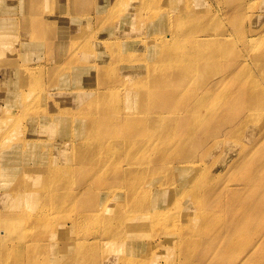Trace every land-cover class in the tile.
Masks as SVG:
<instances>
[{
    "label": "bare ground",
    "instance_id": "1",
    "mask_svg": "<svg viewBox=\"0 0 264 264\" xmlns=\"http://www.w3.org/2000/svg\"><path fill=\"white\" fill-rule=\"evenodd\" d=\"M159 1L165 0H97L95 26L84 18L91 13L84 0L77 3L82 17L71 15L70 10L66 13L68 8L65 7L51 20H47V15V19L40 18L34 11L18 14L14 9L1 11L0 8V28L5 22L10 26L32 24L39 29L40 36L50 40L51 45L45 53L47 59L42 65L48 64L46 69L53 76L51 92L44 99L50 101L53 109L44 116L39 114L40 109L30 107V94H27L34 85L31 74L36 73V67L41 64L19 69L22 75L27 73L31 77L28 90L25 88L27 79L20 87L4 88L6 98L19 99L20 104L23 101L16 114L7 111L8 103L4 106L0 90L1 136L10 138L5 143L8 145L0 148V170L7 172V177L23 172L12 188L0 193V264H93L100 260L101 264H148L149 257L150 264H162L161 258L178 257L181 261L189 258L184 253L186 247H190L185 245L189 240L177 244V234L171 225L185 220L190 229L199 222L195 221L197 217H204L203 209L197 210L193 200L179 201L197 191L206 179L207 168L199 171L185 189L176 193L165 191L175 184L180 170L187 167L184 162H191L196 154L203 158L208 147L209 153H212L211 148H220L223 137H241L243 126L255 118L251 100L259 93L243 91L246 72L238 69L233 76V94L226 93L228 114L215 127L219 130L205 133L196 142V148L187 146L191 149L182 154L177 149L181 137L195 130L194 121L183 115L199 107L197 98L200 95L216 94L210 92L228 81L231 73L216 78L210 86L201 84L193 106L175 112L171 100L190 103L195 95L186 94L182 87H169L164 80L193 81L196 74L209 76L222 53L215 45L210 48L206 45L211 37L204 26L210 15L187 16L183 11L174 10L169 0L162 4L163 8L167 7L163 12L162 5H157ZM121 7L124 8L121 14L113 17L111 11ZM171 10L177 13L172 12V16L178 23L168 29V32L173 30L169 35L161 15H170ZM240 14L242 17H235L237 20L250 19L253 25L249 34H241V41L248 48L263 34L259 29L264 25V11L261 15H248L250 17ZM138 22L142 24L138 26ZM182 24H187L186 30L200 34L199 38L186 40L181 35ZM236 25L240 26V22ZM217 33L230 37L228 28L218 29ZM0 42L5 44L0 45V54L18 56L12 45L17 41L5 42L0 38ZM66 44L72 48L65 49ZM174 49L177 54L172 52ZM37 52L44 55L43 49ZM163 59L168 60L167 64ZM173 64L177 67H168ZM257 67L264 70V64H257ZM118 74L122 78L115 80L113 77ZM92 76H98V84L106 79L103 83L107 85L103 90L84 92ZM135 78V85L129 86L127 82ZM86 80L88 84L84 85ZM148 86L153 87V93L145 92ZM43 121L47 124L43 125ZM15 123V130L19 132L22 128L24 132L17 141L13 139L16 135L11 136ZM27 155L29 158L23 161ZM146 155L154 156L152 161L147 160L148 163L158 160L159 165L143 167L137 158ZM162 167L168 169L167 174L172 172L165 181L156 176ZM145 174L150 175L146 177ZM260 176L251 174L243 180L244 187L220 191L227 207L234 211L242 209L245 222L250 219V209L264 206V177ZM258 177L257 182L263 185L262 194L246 196L245 189ZM214 192L213 188L205 192L210 198L209 204L214 203L211 200ZM257 199L260 200L253 207ZM45 203L50 204L44 207ZM78 203L83 204L82 209L72 217H54L67 206ZM249 204L252 207L246 214ZM231 216L235 221L241 217ZM87 223L98 225L94 233L83 230L82 226ZM4 224L10 227L3 232ZM236 229H227L233 234L231 238L228 237L230 232L225 236L219 231L223 237L220 242L210 238L204 243L205 253L190 254V257L209 264H228L226 260L239 257L245 250L238 244ZM145 231L152 232L147 242L142 237ZM41 236L45 237L44 241H36ZM182 236L191 237L190 234ZM169 244L180 252L170 254ZM64 249L71 251L64 254ZM250 249L252 252L239 262L237 257L235 264H256L257 261L264 264V255L257 251L258 247L253 244ZM14 250H19L21 256L13 257Z\"/></svg>",
    "mask_w": 264,
    "mask_h": 264
},
{
    "label": "rangeland",
    "instance_id": "2",
    "mask_svg": "<svg viewBox=\"0 0 264 264\" xmlns=\"http://www.w3.org/2000/svg\"><path fill=\"white\" fill-rule=\"evenodd\" d=\"M71 1V2H70ZM77 1V2H76ZM165 0L163 3L159 1L157 5H162L166 3ZM85 6L91 9V13L87 14L84 18L91 22L93 26H95L97 21V0H90L86 3L84 0ZM171 5L173 3L174 10L183 11L187 16L190 14H199L200 16H204L205 14L210 15L205 20L204 29L210 31V41L207 42V46L210 48L211 45H215V48L220 49V53H222L221 58H217V64L213 65L214 72L208 75H195L193 81H177L172 78H166L164 80L165 84L169 87H182L186 94L195 95L190 103H182L178 102L176 99L171 100L173 103V109L175 112H181L183 109L192 107L197 95L198 90L201 84L206 83L208 86L214 83V80L218 77L227 76L228 81H223L222 84L213 88L210 93L216 94H207L206 96L200 95L197 100L199 101V107L193 111L192 113L186 112L183 116H186L190 121H194L195 130L191 132L185 133L181 137V141L177 146V149L182 152V154L188 152L187 146L196 148V142L200 137H202L207 132H215L218 131L217 125H219L222 121L226 119L227 113V98L226 93L230 92L233 94L234 91V82L233 76H235L238 69H244L245 75L243 80V91L245 93L257 94L256 98L253 96L251 103V109L254 112V119L251 123H247L243 126L244 131L241 133V137H233V138H225L223 137V143L220 148L212 149V153H209L210 148L208 147V152L206 155L201 158L199 155H195L191 158V162H184V165L187 167H183L179 174L178 179L175 181L170 189L165 191V193L173 192L176 193L177 190H183L187 187V185L192 182L198 175L199 171H202L204 168H207L206 179L197 189V191L193 194H187L185 197L180 200V203L194 201L195 207L198 209H203L204 217H197L195 221L196 225L187 228L185 220H180L171 225L172 229L175 231L177 236L175 237V242L177 244H183L185 241V245L190 246L186 247L187 250L184 252L185 256L189 258L181 261L178 257H167L161 258L160 261L162 264H209L208 261L199 262L198 260L190 257V254L197 253H205L206 247L205 242L210 238H214L215 242H220L221 235L218 234L219 231L226 236V233H229L227 229H235L234 232L236 237L238 238V244L243 245L245 248L244 252L238 257L235 256L234 259L226 260V263H233L234 260L238 257L237 261L245 256L249 255L252 252L250 249L253 244L258 247V252L264 255V206L257 210H252V204L246 209L245 213L249 214L250 219L248 222L242 220V209H230L227 207V203L224 201L223 196L220 195V191L224 190L228 187L240 188L244 187L243 180H247L249 176L252 174L254 176L261 175L260 177H264V70H261L257 67V64H264V25H260L263 28L259 30L263 31V34L259 37V39H255L256 43L252 44L248 48L244 47V43L241 41V34L246 35L249 34V31L252 28V23L250 19H246L245 21L237 20L235 17H242L240 13H244L245 16L250 17L255 15H261L262 11H264V0H169ZM78 0H1L0 8L1 11H10L11 9L16 10L18 14H22L25 12H35L42 19H47L46 15L49 17L47 20L53 19L58 13L59 10L67 7L66 13H69L70 10L71 15H80L78 17H82L83 14L80 13L78 6ZM172 7V5H171ZM115 8V7H114ZM123 7L112 10V16L117 17L121 14ZM172 9V8H171ZM163 12H166L167 7H161ZM73 11V12H72ZM115 11V12H114ZM88 12V11H87ZM176 15L175 11L171 10L169 13H164L161 15L162 21L167 25V31L169 35L172 34L173 30L168 32V29H172V25H176L175 19H173V13ZM240 12V13H239ZM238 13V14H237ZM125 14V13H124ZM123 14V15H124ZM234 14H237L236 16ZM234 18V20H232ZM106 18H104L105 20ZM157 21H155L156 23ZM240 22V26L237 27L236 23ZM21 23V21L19 22ZM142 23L138 22V26ZM187 24H182L181 28L184 29L181 34L186 40L188 38H199L200 34H195V32H190L185 27ZM27 27V28H26ZM185 27V28H184ZM60 27H58L59 29ZM104 28V27H103ZM230 29V37H225L218 35V29ZM111 29L112 28H107ZM241 29L244 30L241 33ZM105 30L101 32L103 34ZM39 29H36L32 24H24L21 25H12L8 22L3 23L0 28V38H3L5 42H16L12 45L14 46L15 53L18 56L10 57L8 55L0 54V90L3 91L1 100L4 101V106L6 103L8 105L5 107L7 111L16 114L19 109L23 105L20 104L21 100H11V97H7L4 88L10 87H20L25 84L27 79V84L25 87L27 90L29 88L30 83H28V78H31L29 74L22 75L19 69L28 68L30 65L41 64V67H36L37 72L31 74L32 78L35 79L33 81L34 85L27 92L28 95V104L30 107L38 108L39 114L41 116L45 115V112H48L53 109V105L50 101H44L47 94L51 92L53 76L50 74L51 72L47 70L48 64L43 66L47 59L45 53L48 50L47 48L51 45L50 40L46 37L40 36ZM103 36V35H102ZM101 36V37H102ZM15 37V38H14ZM14 38V39H13ZM178 39V36L175 37ZM256 40H259L258 42ZM0 45L5 46L2 42ZM201 45V44H200ZM65 49H71L72 47L69 44H66ZM214 48V49H215ZM38 49H43L44 55H41V52L38 53ZM147 50L149 48L147 47ZM187 50V49H185ZM172 52L177 54V50L174 49ZM183 52V51H182ZM100 54V53H99ZM125 61V57H123ZM164 63L167 64L166 59H163ZM64 62H62V65ZM168 66V65H167ZM171 68L177 67L176 64L172 66H168ZM55 71V70H53ZM52 71V72H53ZM18 74H20L18 76ZM115 80H120L122 77L120 74L113 77ZM138 78V77H137ZM106 80V79H105ZM104 80V81H105ZM101 81L98 84V76H92V80L90 85H88L84 92H92L94 90H103L104 84ZM136 78L131 79L130 82H127L129 86H133L136 83ZM88 81H85L84 85H87ZM98 86V87H97ZM93 87V88H92ZM94 89V90H91ZM154 89L152 86H148L145 90L147 93H153ZM224 95V96H222ZM1 96V94H0ZM2 104V105H3ZM0 105V107L2 106ZM100 107V104L97 105ZM27 121V120H26ZM46 125L47 123H44ZM27 122H25L26 124ZM16 124L14 125V130L12 131V135H16L13 139L19 140L18 137L24 135L23 129L20 128L19 132L16 131ZM20 124V122L18 123ZM223 132V130H221ZM21 132V133H20ZM3 130L0 125V148L5 145L9 137H2ZM231 135V134H229ZM14 142V141H13ZM12 143V142H11ZM200 149H197V151ZM256 151L258 154L256 156H252V152ZM29 155H27L24 160H27ZM141 158V159H140ZM137 158L143 163V167L145 165L156 166L159 165L158 160H154L151 163H148L147 160L151 161L154 159L153 157H149L146 155L145 157ZM196 159V160H194ZM240 165H244L243 168ZM166 168L162 167L160 169L159 176L160 181H165V178L171 173L167 174ZM7 172H3L0 170V193L4 194L8 189L12 188L11 186L17 180H19L21 174L13 173L10 176H6ZM146 177L150 174H145ZM154 176V178L156 177ZM175 176V175H174ZM173 176V177H174ZM255 178L254 184L245 189V195H257L260 196L263 191V185L261 182H257L260 178ZM235 179V180H234ZM73 181V180H72ZM74 188H75V182ZM236 185V186H235ZM145 186V185H143ZM213 188L214 193L212 194V201L214 203L209 204L210 198L205 193L207 189ZM247 190V191H246ZM241 192V191H240ZM205 193V194H204ZM219 194V195H218ZM260 199H257L253 202V207L259 202ZM50 203L43 204L44 207L48 206ZM83 204L78 203L71 206H67L59 213L54 214V217H64V219L70 218L71 215L80 211L82 209ZM212 206V209L210 208ZM244 209V210H245ZM192 212H196L193 210ZM232 214H238V220H233ZM72 217V216H71ZM239 223H236V222ZM240 222L242 224H240ZM10 227L9 224H4L3 232ZM98 227L97 224H84L82 226L83 230L89 231V233H94ZM73 229H71V232ZM231 233V232H230ZM2 231H0V235ZM190 234L191 237L189 239L184 238L182 235ZM152 232L145 231L143 232V239L151 238ZM229 238L233 237L231 233ZM77 241V238L74 237ZM171 236H169L168 241ZM45 237L41 236L36 239V241H44ZM146 246V245H144ZM139 246V248L144 247ZM170 249L167 250L170 254H175L180 252L174 248V245H170ZM71 249H64L63 253L68 254ZM166 251V252H167ZM67 252V253H66ZM183 252V251H182ZM21 252L19 250H14L11 255L13 257H20ZM45 257V256H43ZM148 264H150V257L147 259ZM236 262H234L235 264ZM93 264H101L100 261L93 262ZM256 264H261V262H256Z\"/></svg>",
    "mask_w": 264,
    "mask_h": 264
}]
</instances>
